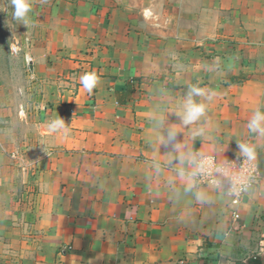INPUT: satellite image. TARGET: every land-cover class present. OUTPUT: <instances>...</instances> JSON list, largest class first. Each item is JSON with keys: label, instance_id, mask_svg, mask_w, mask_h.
I'll return each mask as SVG.
<instances>
[{"label": "crops", "instance_id": "obj_1", "mask_svg": "<svg viewBox=\"0 0 264 264\" xmlns=\"http://www.w3.org/2000/svg\"><path fill=\"white\" fill-rule=\"evenodd\" d=\"M48 10L67 24L33 59V110L0 113V264H264V0ZM241 153L260 178L238 204L196 183L194 156Z\"/></svg>", "mask_w": 264, "mask_h": 264}, {"label": "rangeland", "instance_id": "obj_2", "mask_svg": "<svg viewBox=\"0 0 264 264\" xmlns=\"http://www.w3.org/2000/svg\"><path fill=\"white\" fill-rule=\"evenodd\" d=\"M55 0H29L28 22L13 18L11 0H0V113L6 121H15L20 112H32L42 82L33 74V59L46 53L49 42L58 40L62 25L55 22L49 7ZM32 65V69L29 65ZM32 119V117H29Z\"/></svg>", "mask_w": 264, "mask_h": 264}, {"label": "built area", "instance_id": "obj_3", "mask_svg": "<svg viewBox=\"0 0 264 264\" xmlns=\"http://www.w3.org/2000/svg\"><path fill=\"white\" fill-rule=\"evenodd\" d=\"M193 165V177L198 185H211L230 195L234 205L260 178L256 164L244 153L232 155L225 161L214 155H196Z\"/></svg>", "mask_w": 264, "mask_h": 264}, {"label": "clouds", "instance_id": "obj_4", "mask_svg": "<svg viewBox=\"0 0 264 264\" xmlns=\"http://www.w3.org/2000/svg\"><path fill=\"white\" fill-rule=\"evenodd\" d=\"M12 4L14 5V12L13 18L15 20L23 21L26 25L28 22V12L31 10L29 0H11ZM80 82L84 90H86L89 94H91L93 88L96 86L98 82V77L95 72L85 73L80 77ZM192 92L200 95L202 94L201 91L197 88H193ZM205 112V106L203 104H195L192 102L191 99L188 100L186 105V114H185V122L190 123L198 119L199 116L203 115ZM249 130L252 132H260L264 134V113L260 112L257 109L252 116V119L249 121L248 124ZM64 128V122L62 119H57L52 121L49 124L50 131H56L58 129ZM67 131V129H65ZM241 150L248 154L251 158L253 149L246 146V145H238Z\"/></svg>", "mask_w": 264, "mask_h": 264}, {"label": "water", "instance_id": "obj_5", "mask_svg": "<svg viewBox=\"0 0 264 264\" xmlns=\"http://www.w3.org/2000/svg\"><path fill=\"white\" fill-rule=\"evenodd\" d=\"M29 68L32 69V65L31 64L29 65Z\"/></svg>", "mask_w": 264, "mask_h": 264}]
</instances>
